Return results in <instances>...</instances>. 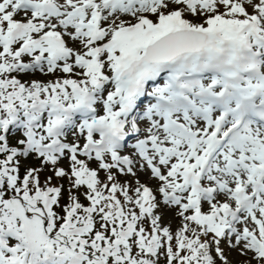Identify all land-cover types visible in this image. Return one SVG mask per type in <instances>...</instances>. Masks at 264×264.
Listing matches in <instances>:
<instances>
[{"label":"snow or ice","instance_id":"obj_1","mask_svg":"<svg viewBox=\"0 0 264 264\" xmlns=\"http://www.w3.org/2000/svg\"><path fill=\"white\" fill-rule=\"evenodd\" d=\"M0 264H264V0H0Z\"/></svg>","mask_w":264,"mask_h":264}]
</instances>
